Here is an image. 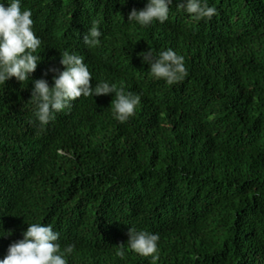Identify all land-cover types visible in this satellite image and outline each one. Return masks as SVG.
<instances>
[{"label": "trees", "instance_id": "trees-1", "mask_svg": "<svg viewBox=\"0 0 264 264\" xmlns=\"http://www.w3.org/2000/svg\"><path fill=\"white\" fill-rule=\"evenodd\" d=\"M147 0H22L42 57L28 81L0 85V259L40 221L73 244L68 264H264V0H207L195 20L127 21ZM99 46L82 40L92 21ZM173 49L187 76L168 85L137 53ZM84 57L91 86L141 97L125 123L114 93L79 97L43 128L32 81L60 54ZM130 227L159 234L158 259L127 246ZM124 244L123 258L116 255Z\"/></svg>", "mask_w": 264, "mask_h": 264}, {"label": "clouds", "instance_id": "clouds-1", "mask_svg": "<svg viewBox=\"0 0 264 264\" xmlns=\"http://www.w3.org/2000/svg\"><path fill=\"white\" fill-rule=\"evenodd\" d=\"M174 0H147L143 8H133L127 21L142 27L151 25L154 21L163 24L169 19L170 8ZM126 4L127 0H120ZM22 0H0V85L6 84L13 77L21 82L37 69L42 57L37 55L41 40L33 30L32 12L21 8ZM176 8L182 9L195 20H210L217 14L215 7L209 6L207 0H176ZM98 21H92L91 27L83 36L82 43L88 48L99 46L101 31ZM142 63L149 66L148 73L155 79H162L168 85L184 80L187 69L184 57L173 49L154 52L150 47L137 53ZM60 65L50 66L43 76L52 74V86L48 80L39 78L32 81L30 101L34 105V122L43 128L55 119V114L70 108L71 102L77 98L96 97L114 93L111 101L112 115L120 123L127 122L135 114L141 97L107 81L91 86L92 74L84 63V57L68 51L60 54ZM22 232V238L8 245L6 255L0 259V264H68L66 256L74 250L73 244H67L61 250L60 233L54 231L52 225L40 221L27 223ZM12 235V230L5 231L0 224V238ZM127 246L142 257L158 259L159 234L130 227L126 233ZM124 244H120L116 255L123 258Z\"/></svg>", "mask_w": 264, "mask_h": 264}]
</instances>
